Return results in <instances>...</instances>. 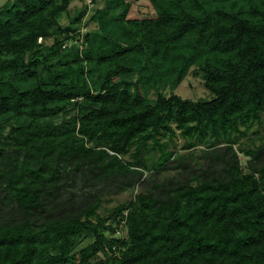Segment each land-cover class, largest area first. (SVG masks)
I'll return each instance as SVG.
<instances>
[{
    "label": "trees",
    "instance_id": "16d2710c",
    "mask_svg": "<svg viewBox=\"0 0 264 264\" xmlns=\"http://www.w3.org/2000/svg\"><path fill=\"white\" fill-rule=\"evenodd\" d=\"M148 1L102 0L82 34L85 4L0 5V264H264V0ZM190 68L209 98L172 93Z\"/></svg>",
    "mask_w": 264,
    "mask_h": 264
},
{
    "label": "rangeland",
    "instance_id": "374dc122",
    "mask_svg": "<svg viewBox=\"0 0 264 264\" xmlns=\"http://www.w3.org/2000/svg\"><path fill=\"white\" fill-rule=\"evenodd\" d=\"M5 0H0V5ZM95 3H91L90 0H70L66 11L62 12L58 16V21L60 24H65L68 19L78 11L83 4L87 6L84 16L80 21V33L82 34L85 31L95 29V24L93 21L89 20V16L92 13V9L94 6L100 7L102 5V0H94ZM129 3V8L126 13L125 18H145L154 16V11L148 0H126ZM80 34V35H81ZM45 44L51 43V38H46L43 40ZM71 44V42H70ZM66 45H69L66 43ZM78 46L81 48L83 46L80 41L74 42L71 44V47ZM164 93L168 94L170 91L168 88L163 89ZM172 93L180 96L183 99L197 100V99H207L210 94L208 90H206L202 84V79L199 76V73L194 69L190 68L187 74L183 77V79L178 83V85L172 90ZM149 97H154V92L149 91ZM256 128L255 124H252L244 135L237 137V142L234 144V147L241 146L242 141H247L248 139L253 140L255 143L258 142L259 136H261L262 129L253 133L252 130ZM204 147L203 143H195L193 147L190 149L184 147V139L179 135H175L170 142H168L167 148L171 151L176 152L177 154L188 153L190 151L192 155V161L202 160L200 155L201 151ZM239 165L243 171H246L245 161L247 156L242 155L237 152ZM169 171V172H168ZM175 170H167L164 173H171ZM139 191V187L137 185H133L132 187L125 188L120 191H115L113 188L106 190L102 196V201L99 208L96 210L97 214L102 217H106L110 214L113 207L117 204L127 201L132 195ZM108 235L107 232H105ZM123 234V232L116 233V236ZM91 238H86L81 243H79L78 247L85 245L90 242ZM106 253L99 252L95 257L91 259V264H97L99 261L105 260Z\"/></svg>",
    "mask_w": 264,
    "mask_h": 264
},
{
    "label": "built area",
    "instance_id": "2783aa9c",
    "mask_svg": "<svg viewBox=\"0 0 264 264\" xmlns=\"http://www.w3.org/2000/svg\"><path fill=\"white\" fill-rule=\"evenodd\" d=\"M90 2H91V0H90ZM92 3V2H91ZM79 31H80V29H79Z\"/></svg>",
    "mask_w": 264,
    "mask_h": 264
}]
</instances>
